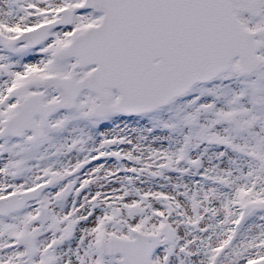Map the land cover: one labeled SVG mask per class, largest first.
Masks as SVG:
<instances>
[{
    "label": "snow or ice",
    "instance_id": "obj_1",
    "mask_svg": "<svg viewBox=\"0 0 264 264\" xmlns=\"http://www.w3.org/2000/svg\"><path fill=\"white\" fill-rule=\"evenodd\" d=\"M0 264H264V0H0Z\"/></svg>",
    "mask_w": 264,
    "mask_h": 264
},
{
    "label": "rangeland",
    "instance_id": "obj_2",
    "mask_svg": "<svg viewBox=\"0 0 264 264\" xmlns=\"http://www.w3.org/2000/svg\"><path fill=\"white\" fill-rule=\"evenodd\" d=\"M207 87H212V85H207ZM206 99H210V98H206ZM180 103H183V100ZM173 115H174V111H169L166 109V110L159 111V112L149 113L147 115H133V116L120 117L119 119H116L115 123L111 121L107 122V124L110 125V127L103 128V129H101V127L98 129L89 128L88 130L93 137V140L90 143L99 144L101 141L100 138L103 137L101 133H106L107 131H109L111 133H114V135L130 136L134 140H139L138 142L142 144L145 143L144 141L148 142L149 144L155 143V141H157L159 144L163 145V147H167L176 137V133L170 129L164 128L163 124L165 122H168L173 117ZM80 127H83V125L75 124L73 125L72 128L78 129ZM72 128L69 129V131L63 133L61 138H66L70 135H73ZM45 147L47 148L48 146L46 145ZM120 147L126 148L129 146L122 145ZM221 150L223 149L217 148L215 146H210L208 148L207 155L204 157V163L206 167L211 166V164L215 162L216 153ZM112 159L114 160H110L109 162H111V165H114L116 161H115V158H112ZM124 175H125L124 173H121V176H124ZM167 175L172 178L171 182L167 180L164 181V179L162 178L149 179L148 177H142L141 180L145 182L146 180L154 181L156 179H162L163 181L159 182V184L161 186L167 185L168 189H171L172 185L175 183L181 184V182L184 181L183 184L186 183L191 186L195 183V181L201 179L199 175H192L191 173L187 175H183V176L177 173H168ZM122 183H126V181H122ZM117 185L118 187H120V184H117ZM111 186L112 185H109V187ZM135 186L145 188L144 186H142L141 181H137ZM56 190L57 189L55 188L51 189L52 192H55ZM81 197L76 198V197L70 196L68 198V201L66 202V205L70 207L73 199H76L77 203L83 202L82 201L83 199ZM255 222L258 223L259 221H255ZM79 237L80 236H78L77 238L73 237L69 241H66L64 245L62 246V249H64V246L66 244H67V248L65 251H67L68 248L72 247V243L76 242V245H77L79 242Z\"/></svg>",
    "mask_w": 264,
    "mask_h": 264
},
{
    "label": "flooded vegetation",
    "instance_id": "obj_3",
    "mask_svg": "<svg viewBox=\"0 0 264 264\" xmlns=\"http://www.w3.org/2000/svg\"><path fill=\"white\" fill-rule=\"evenodd\" d=\"M107 123V122H106ZM73 126H71L70 127V129L72 128ZM103 128H105L104 126H101V129H103ZM91 129H95V128H91ZM74 134V133H73ZM106 134H108V135H114V133H111V132H109V131H107L106 132ZM103 139V137H101L100 138V140H102ZM137 142L139 141V140H136ZM101 142V141H100ZM145 143V145H151L152 147H163V145H161V144H159L157 141H155V143H148V142H146V141H144ZM92 145H94L93 143H90V145L89 146H92ZM112 160H114V159H112ZM101 162H103V161H101ZM109 165H111V162H109ZM163 180L162 179H156V180H154V181H149V180H146L145 182H143V183H141L142 184V186H144L145 188H147V187H152V188H159L161 185L159 184V182H162ZM165 181V180H164ZM101 184H105V182H103V181H101L100 182ZM184 183V181H182L181 182V184H183ZM108 187H109V185H107ZM113 186V185H112ZM111 186V187H112ZM115 187H118V185L116 184V185H114ZM97 190H100V187H99V185H93V186H91V188L88 190V191H90V192H92L93 194H94V192L95 191H97ZM82 195V199H83V195L84 194H81ZM83 201V200H82Z\"/></svg>",
    "mask_w": 264,
    "mask_h": 264
},
{
    "label": "bare ground",
    "instance_id": "obj_4",
    "mask_svg": "<svg viewBox=\"0 0 264 264\" xmlns=\"http://www.w3.org/2000/svg\"><path fill=\"white\" fill-rule=\"evenodd\" d=\"M81 233L79 231H77V233L75 234L74 238H77L78 236H80ZM77 245H76V242L72 243V247L71 248H75ZM67 248V244L64 246V251L66 250Z\"/></svg>",
    "mask_w": 264,
    "mask_h": 264
}]
</instances>
